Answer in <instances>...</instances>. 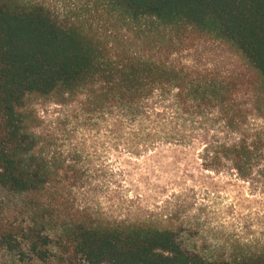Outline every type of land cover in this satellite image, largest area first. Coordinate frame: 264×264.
Here are the masks:
<instances>
[{"label": "trees", "instance_id": "16d2710c", "mask_svg": "<svg viewBox=\"0 0 264 264\" xmlns=\"http://www.w3.org/2000/svg\"><path fill=\"white\" fill-rule=\"evenodd\" d=\"M205 42L245 73L179 62ZM47 103L116 114L135 155L199 146L204 172L264 195V0H0V191L31 214L25 229H3L2 246L17 250L20 234L38 264H264V243L253 239L208 246L73 203L85 171L39 131L35 108Z\"/></svg>", "mask_w": 264, "mask_h": 264}, {"label": "rangeland", "instance_id": "374dc122", "mask_svg": "<svg viewBox=\"0 0 264 264\" xmlns=\"http://www.w3.org/2000/svg\"><path fill=\"white\" fill-rule=\"evenodd\" d=\"M178 60L201 73H245L242 63L216 42L202 43ZM35 109L39 131L53 139L52 151L85 171L88 184L70 193L72 202L99 220L168 226L208 246H237L250 239L264 243V195L249 193L246 183L229 174L204 172L199 146H162L135 155L123 144L116 114L88 116L76 103ZM257 123L264 126L262 120ZM23 201L0 191V237L4 228L28 225L31 214ZM15 241V251L0 242V264H38L20 234Z\"/></svg>", "mask_w": 264, "mask_h": 264}]
</instances>
